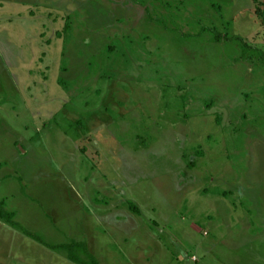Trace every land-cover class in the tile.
Masks as SVG:
<instances>
[{"label":"rangeland","instance_id":"1","mask_svg":"<svg viewBox=\"0 0 264 264\" xmlns=\"http://www.w3.org/2000/svg\"><path fill=\"white\" fill-rule=\"evenodd\" d=\"M0 206L98 264H264V0H0ZM0 264L73 263L0 218Z\"/></svg>","mask_w":264,"mask_h":264},{"label":"trees","instance_id":"2","mask_svg":"<svg viewBox=\"0 0 264 264\" xmlns=\"http://www.w3.org/2000/svg\"><path fill=\"white\" fill-rule=\"evenodd\" d=\"M146 13L149 15V10L146 8ZM223 37L221 36V34H218L215 38V40L219 41L220 39H222ZM228 40V39H226ZM230 40V39H229ZM239 40V38H238ZM248 48H251L250 46H246ZM0 218L2 219V221L9 225L10 227L16 229V228H20L22 233L29 237L32 238L34 241L42 244L43 246L47 247L50 250H54V251H63L67 253V258L68 260L73 263V264H98V261L96 260V258L94 256H92L86 246L82 243H77V242H71L70 244H65V245H59V246H49L44 244L40 238H38L37 236L28 233L26 230L22 229L17 223H15L13 221L14 215L5 211L2 206H0ZM76 250H80L82 251V254L85 255L88 258V261L83 260L76 252Z\"/></svg>","mask_w":264,"mask_h":264},{"label":"crops","instance_id":"3","mask_svg":"<svg viewBox=\"0 0 264 264\" xmlns=\"http://www.w3.org/2000/svg\"><path fill=\"white\" fill-rule=\"evenodd\" d=\"M82 42L85 43L83 40H82ZM112 58H113V57H110V59H112ZM99 63H100V62H99ZM95 68H97L96 71H95ZM95 68H93V72L98 74V72H100L99 69L101 68L100 64L98 65V67H95ZM100 73H101V72H100ZM90 75L93 76L94 74H90ZM92 76H90V77H92ZM255 207L257 208V206H255ZM246 208H247V210H246L245 214H246L247 218H245V217H244V218H245L246 220H250L251 223L254 224V223H253V222H255V221H253L254 219H252L251 216L249 215V213H247V211H248V212L251 211V210H250L251 208H249V207H247V206H246ZM260 217H261V218L259 219L260 221H258V224L262 225V223H264V217H263V216H260ZM258 218H259V217H258ZM262 221H263V222H262ZM260 228H261V229L263 228V233H264V226H260Z\"/></svg>","mask_w":264,"mask_h":264}]
</instances>
